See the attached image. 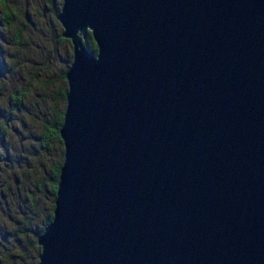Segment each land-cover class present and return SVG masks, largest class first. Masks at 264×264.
Listing matches in <instances>:
<instances>
[{
	"label": "water",
	"instance_id": "obj_1",
	"mask_svg": "<svg viewBox=\"0 0 264 264\" xmlns=\"http://www.w3.org/2000/svg\"><path fill=\"white\" fill-rule=\"evenodd\" d=\"M55 19L71 61L34 264H264V0H61Z\"/></svg>",
	"mask_w": 264,
	"mask_h": 264
},
{
	"label": "rangeland",
	"instance_id": "obj_2",
	"mask_svg": "<svg viewBox=\"0 0 264 264\" xmlns=\"http://www.w3.org/2000/svg\"><path fill=\"white\" fill-rule=\"evenodd\" d=\"M0 2V264H34L52 209L50 168L61 162V146L44 135L63 111L71 45L55 19L61 0Z\"/></svg>",
	"mask_w": 264,
	"mask_h": 264
},
{
	"label": "trees",
	"instance_id": "obj_3",
	"mask_svg": "<svg viewBox=\"0 0 264 264\" xmlns=\"http://www.w3.org/2000/svg\"><path fill=\"white\" fill-rule=\"evenodd\" d=\"M0 6H3L1 2H0ZM2 9H3L4 17H5V19H6L5 22H8L10 16H9V14L6 12V10H4L3 7H2ZM82 44H83L84 48H85L88 52L93 53V54L95 53V51H96V50H95V45H94V43H93V41H92V39H91V37H90V33H89L88 31L86 32L85 38L82 40ZM61 115H62V112L60 113L59 121L56 123V131H55V135H54V136H50V137H49V136H45L44 140H46V139H53V140H55V141H56V140L59 141V137H58V134H57V129H58L60 123H61ZM59 165H60V164H58V167L55 169L54 174H53V175H54V178H53L54 181H53V187H52V189H51V194H52L53 197H54L55 184H56V177H57V173H58ZM50 207L52 208V201H51V205H50ZM50 217H51V213L48 214V217H47L46 221H44L43 227L49 222ZM42 229H43V228H42Z\"/></svg>",
	"mask_w": 264,
	"mask_h": 264
},
{
	"label": "flooded vegetation",
	"instance_id": "obj_4",
	"mask_svg": "<svg viewBox=\"0 0 264 264\" xmlns=\"http://www.w3.org/2000/svg\"><path fill=\"white\" fill-rule=\"evenodd\" d=\"M20 79V77H18V80ZM22 94H23V91H19V92H16L15 93V96H14V99H12V97H11V101H12V104H13V106L14 107H18V105L20 104V99H21V96H22ZM59 116L60 115H58V117H57V119H56V121L58 122L59 121ZM5 124L6 123H3V126H1L0 127V138H1V135H2V132H3V130L5 129ZM55 135V130H54V132L53 133H51V132H49V130L47 131V133L44 135V138H45V136H54ZM58 143H59V145L61 146V150H60V158L62 157V145H61V141L59 140H56ZM58 164H60V163H55V164H53L52 166H51V168H50V170H51V182H50V187H51V189H52V187H53V181H54V171H55V169L58 167Z\"/></svg>",
	"mask_w": 264,
	"mask_h": 264
}]
</instances>
